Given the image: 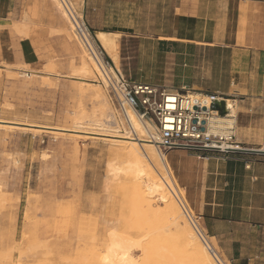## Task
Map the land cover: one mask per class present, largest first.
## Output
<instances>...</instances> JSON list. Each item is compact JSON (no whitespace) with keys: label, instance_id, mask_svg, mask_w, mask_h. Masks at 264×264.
Segmentation results:
<instances>
[{"label":"rangeland","instance_id":"obj_1","mask_svg":"<svg viewBox=\"0 0 264 264\" xmlns=\"http://www.w3.org/2000/svg\"><path fill=\"white\" fill-rule=\"evenodd\" d=\"M50 2L58 15L57 24L62 27L58 28L65 29L62 33L68 42L66 54L51 64L46 63L51 68L53 66L51 74L45 70L31 71L27 66L0 70V124H24L28 128L5 130L0 126V196L4 195L0 197L4 209L1 210L0 206V264H10L16 257L20 264H88L90 250L108 251L106 233L120 223L121 197L113 191L116 181L110 173V164L122 167L124 160L115 156L108 141L92 136L81 137L76 132L97 131L98 119L103 118L101 115L106 113V108L93 92V84L98 82L84 80L77 73L82 59L81 47L77 45L79 43L73 33L66 30L70 24L62 17L54 1ZM79 4L78 10L82 13L80 21L89 34L88 39L112 67V59L106 55L94 32L121 34L118 44L119 68L126 78L164 85L182 93L183 90L173 87L171 83L173 79L182 77L185 86L181 89H189V62H185L188 66L177 65L173 54L162 52L156 46L155 39L170 31V0H139L134 3L79 0ZM227 58L228 55L224 53H210L213 70L223 77L221 80L219 76L220 81L218 77L211 80L212 84L225 86ZM72 67L77 69L73 71ZM21 69L33 72V75L20 77L18 73ZM11 73L15 74L9 75ZM103 89L109 101H112L111 106H114L115 122L120 128H126L108 88L103 86ZM191 90L212 92L197 91L194 87ZM107 117L108 124L112 125V115L108 113ZM77 118L81 121H77ZM193 152L189 149L167 151L173 164L182 162L186 165V169L177 167L173 172L163 153L175 187L176 182L178 184L176 189L183 208L200 229L195 228L199 239L213 250L222 264H264V258L249 261L227 258L225 250L233 249V239L236 238L233 228L227 229L229 235L219 241L209 236L202 227L189 203L195 190L192 185L198 181L193 159L189 158ZM21 232L25 233L22 237ZM248 238L253 242L256 240L255 235L250 234ZM28 240L36 245H29ZM42 242L43 245H37ZM92 242L91 249L87 244Z\"/></svg>","mask_w":264,"mask_h":264},{"label":"crops","instance_id":"obj_2","mask_svg":"<svg viewBox=\"0 0 264 264\" xmlns=\"http://www.w3.org/2000/svg\"><path fill=\"white\" fill-rule=\"evenodd\" d=\"M170 7V31L155 39L156 46L173 54L177 65L188 66L185 62H189L190 90L194 87L230 97L237 106L233 133L240 149L227 153L189 149L194 151L189 158L198 177L189 198L191 209L207 234L219 241L229 235L227 229L235 230L234 247L225 250L228 259H262L264 0H170ZM57 20L50 0H0V70L11 65L40 71L66 54L68 42L63 33L50 32L60 27ZM211 52L228 55L223 87L211 83L217 77L220 81L219 76L223 79L212 68ZM183 82L182 77L171 81L179 90L185 86ZM168 155L171 172L186 169L182 162L173 164ZM250 234L256 236L255 242L249 240Z\"/></svg>","mask_w":264,"mask_h":264},{"label":"bare ground","instance_id":"obj_3","mask_svg":"<svg viewBox=\"0 0 264 264\" xmlns=\"http://www.w3.org/2000/svg\"><path fill=\"white\" fill-rule=\"evenodd\" d=\"M52 1H54L62 17H64V19L70 24L66 30L73 33L75 39L79 43L77 45H80L81 47V63L78 69L72 67L73 71L74 69H77V73L82 75L81 77H84V80L92 81L94 83L96 81L98 82V84L92 83L94 87L93 92L96 96V99L99 98L98 100H101L102 104L106 108V113H102L101 115L103 118L98 119L99 125L97 126L98 128L96 127L98 129L97 131L92 130V132L89 129V131L78 130L76 132L80 133L81 137L87 138L88 136H92L96 139L108 141L115 156H117V158H121V160H124V162L122 161V167H118L117 164H110V173L113 180L116 181V183L114 182L115 184L113 185V191L121 197V214L119 218L120 223L110 228L106 233V242H108V246L106 244V247L108 251L103 252L101 250H90V260L87 259L88 264H222V262L218 261L213 254V250L211 248L208 249L207 246H205L204 243L199 239V236L195 231V228L197 229L196 223L183 208V202L178 196V191L164 161V153L160 151L155 144L147 140V137H150L149 135H151L154 131L152 124L148 120L141 118V116L130 105L127 104H124L121 115L124 123L126 124V128L123 126L120 128V125H118L113 118L114 106H111L112 101H109L103 86H109L107 84H109V80H111L110 74H112L115 69L120 72L118 44L121 34L98 31L94 32V35L97 36V40L100 42L104 52L112 59L111 61H113L112 70H107L96 54L93 52V55L91 54V51H89L88 47H93V44L90 42L88 37H86V28L83 27L80 21L82 19V13L78 10L80 5L79 0ZM26 26H24V29H27L28 31V26L27 28ZM78 27L87 38V43L89 46L87 43H83V40L78 33ZM63 30L65 31V29L55 28L50 29V32L52 34L55 31L62 32ZM21 31L24 32L23 30ZM50 64H47L48 66L45 64L46 66L44 65L45 67L43 69L49 74H51V70H53V66L52 68L51 66L49 67ZM14 74L11 73L9 75ZM30 74H33V72L22 69L19 70L18 73V75L21 77L28 76ZM182 90L184 91L185 89ZM182 93L188 97H191L192 99H198L200 97V92L189 89H187L186 93ZM219 98L221 99L219 101L223 103L222 108H224V111L227 112V115H219L215 111H212L205 118L208 131L212 134H216L227 129L235 130V116L237 110L236 102L231 98H222L220 96ZM108 113L112 115V125L108 124ZM78 118L77 121H81V119ZM94 124H96V122ZM24 126V124L8 123L5 124L4 127L8 130H12L14 127H17L18 129L20 127L21 129H26L27 127ZM31 129L32 131H38L37 128ZM235 149H240V147L238 146ZM0 193H2L1 189ZM3 196L4 195L0 197L3 198ZM96 198L95 201L97 200ZM1 203L2 202H0V206H2ZM1 210H4L3 206ZM24 225L25 222L23 227ZM197 230L200 229L198 228ZM25 231L23 230V232ZM23 234L25 233L21 232V237ZM0 238L2 237L0 236ZM23 238H25V236ZM34 239L32 240L35 241ZM28 241L29 245H36H33V243L30 244V240ZM43 243L44 242H42V244L38 243L37 245L40 246L43 245ZM91 244H94V242L87 245L90 247ZM87 245L85 243L86 248H88ZM90 248L92 249V247ZM32 249L33 247H31V250ZM36 249L37 248L35 247V250ZM10 250L12 251L13 249ZM65 263L67 264V262ZM10 264H20L19 259L16 257Z\"/></svg>","mask_w":264,"mask_h":264},{"label":"built area","instance_id":"obj_4","mask_svg":"<svg viewBox=\"0 0 264 264\" xmlns=\"http://www.w3.org/2000/svg\"><path fill=\"white\" fill-rule=\"evenodd\" d=\"M78 33L83 43H87L80 28ZM86 33L89 38L87 31ZM87 45L89 46L88 43ZM88 48L91 54H96L105 69L112 70V65L102 57L97 48ZM115 70L110 74L111 80L107 84L114 104L121 115L124 104L130 105L141 118L152 124L154 131L147 140L160 151L166 153L173 149H191L227 153L239 146L232 129L216 134L208 131L205 118L212 111L227 115L224 108L215 107V103L221 100L218 94L205 92L200 93L198 99H192L164 86L134 82ZM186 91L184 90L185 93Z\"/></svg>","mask_w":264,"mask_h":264},{"label":"water","instance_id":"obj_5","mask_svg":"<svg viewBox=\"0 0 264 264\" xmlns=\"http://www.w3.org/2000/svg\"><path fill=\"white\" fill-rule=\"evenodd\" d=\"M222 106H223V103H221V102H216V103H215V107H216L217 109H221ZM232 151H234V150H232ZM250 152H259V151H250ZM261 153H264V152H261Z\"/></svg>","mask_w":264,"mask_h":264}]
</instances>
